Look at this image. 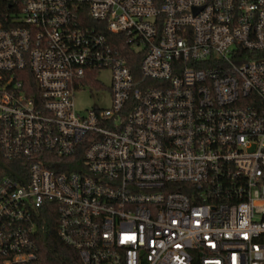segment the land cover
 Returning a JSON list of instances; mask_svg holds the SVG:
<instances>
[{
  "label": "built area",
  "instance_id": "obj_1",
  "mask_svg": "<svg viewBox=\"0 0 264 264\" xmlns=\"http://www.w3.org/2000/svg\"><path fill=\"white\" fill-rule=\"evenodd\" d=\"M4 1L0 264L37 263L44 209L81 264H264V0Z\"/></svg>",
  "mask_w": 264,
  "mask_h": 264
},
{
  "label": "trees",
  "instance_id": "obj_2",
  "mask_svg": "<svg viewBox=\"0 0 264 264\" xmlns=\"http://www.w3.org/2000/svg\"><path fill=\"white\" fill-rule=\"evenodd\" d=\"M8 3L4 0H0V21L4 23L3 14L8 12ZM85 24L88 26H95V22L91 19H88V15L85 10ZM110 38L112 46L119 50L120 53L127 59V64L130 66L132 71L137 74L138 72V60L137 63L134 60L131 61V52L124 42V37L121 34L116 35H108ZM138 55V53H136ZM135 54V55H136ZM138 59V57H137ZM140 60V55H139ZM18 77L22 80L24 88L28 92L37 91L34 83V79L32 77V73L28 67L24 68L21 72H18ZM92 86H97V82H90ZM81 150L79 149L76 154H74V158H68L69 163L66 165V170H77L78 162L80 163L81 159ZM79 158V159H78ZM74 160V161H73ZM21 161L20 160H7L3 158L0 154V174H7L10 176H16V172L20 170ZM51 168V165H48ZM24 170V168H23ZM56 171H59V168H55ZM176 187L179 190H182L186 193L187 188L190 186L186 184H177ZM192 188V187H190ZM39 231L36 234V244H37V254L38 260L36 264H81L77 252L64 244L58 236L57 233V220L56 215L52 212L42 211V217L39 220ZM194 263L197 264V260H194Z\"/></svg>",
  "mask_w": 264,
  "mask_h": 264
},
{
  "label": "rangeland",
  "instance_id": "obj_3",
  "mask_svg": "<svg viewBox=\"0 0 264 264\" xmlns=\"http://www.w3.org/2000/svg\"><path fill=\"white\" fill-rule=\"evenodd\" d=\"M98 76L102 82L101 87L95 88L93 86H87L75 92L74 103L77 110L84 111L93 104H98L100 107H106L108 105L110 72L103 70L99 72Z\"/></svg>",
  "mask_w": 264,
  "mask_h": 264
}]
</instances>
